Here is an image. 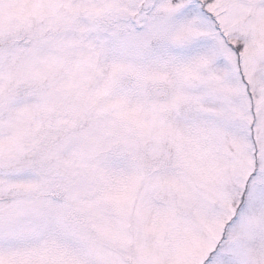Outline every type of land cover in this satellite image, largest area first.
I'll use <instances>...</instances> for the list:
<instances>
[{
	"label": "snow or ice",
	"instance_id": "snow-or-ice-1",
	"mask_svg": "<svg viewBox=\"0 0 264 264\" xmlns=\"http://www.w3.org/2000/svg\"><path fill=\"white\" fill-rule=\"evenodd\" d=\"M0 264H264V0H0Z\"/></svg>",
	"mask_w": 264,
	"mask_h": 264
}]
</instances>
